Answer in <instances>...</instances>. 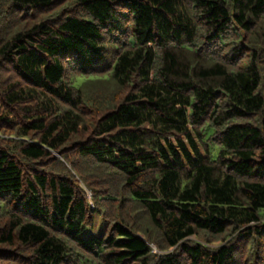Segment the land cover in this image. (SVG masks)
Returning <instances> with one entry per match:
<instances>
[{
    "label": "trees",
    "instance_id": "obj_1",
    "mask_svg": "<svg viewBox=\"0 0 264 264\" xmlns=\"http://www.w3.org/2000/svg\"><path fill=\"white\" fill-rule=\"evenodd\" d=\"M0 264H264V0H0Z\"/></svg>",
    "mask_w": 264,
    "mask_h": 264
},
{
    "label": "rangeland",
    "instance_id": "obj_2",
    "mask_svg": "<svg viewBox=\"0 0 264 264\" xmlns=\"http://www.w3.org/2000/svg\"><path fill=\"white\" fill-rule=\"evenodd\" d=\"M87 194L89 197L90 193L87 192ZM106 224H107V221L105 219H103L102 217H99V215H95L93 227L91 229H87L83 235L85 236L98 235L99 236L103 232Z\"/></svg>",
    "mask_w": 264,
    "mask_h": 264
},
{
    "label": "crops",
    "instance_id": "obj_3",
    "mask_svg": "<svg viewBox=\"0 0 264 264\" xmlns=\"http://www.w3.org/2000/svg\"><path fill=\"white\" fill-rule=\"evenodd\" d=\"M100 217V216H99Z\"/></svg>",
    "mask_w": 264,
    "mask_h": 264
}]
</instances>
